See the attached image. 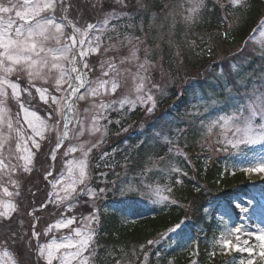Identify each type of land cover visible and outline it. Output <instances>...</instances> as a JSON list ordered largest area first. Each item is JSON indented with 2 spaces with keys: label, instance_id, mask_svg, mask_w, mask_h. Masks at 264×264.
I'll return each instance as SVG.
<instances>
[{
  "label": "snow or ice",
  "instance_id": "snow-or-ice-1",
  "mask_svg": "<svg viewBox=\"0 0 264 264\" xmlns=\"http://www.w3.org/2000/svg\"><path fill=\"white\" fill-rule=\"evenodd\" d=\"M187 2L189 6L187 7V15L184 16V20L185 22H194L202 10L205 9V2L204 0H187ZM229 3L241 13L250 6L248 0H229ZM72 7L73 3L70 0H15V2L13 0H0V73H2L0 75V124L4 123V105L8 96L7 89H10L11 97L19 104L16 122L20 124V116L22 114L23 123L27 125L28 129H31L32 133L31 135H25L22 128L16 129L17 135L23 141V147L21 143L16 145L17 150L22 149L24 153L19 157L23 161V172L33 171L31 167L33 157L42 150L41 141L46 139L44 132L52 131V127L49 126L47 121L41 119L36 111L28 107V104L35 100L29 88L35 87L39 100L44 104L56 105L55 109L49 111L48 116L50 119L55 120L56 124H59L60 121L56 119L57 115L62 114L65 110L68 112L74 111L75 101L73 97H77L81 101L86 98L85 95H78V93L81 88L86 86L85 77L95 69V65L86 58L98 52L108 25L113 21L117 22L112 24V29L115 30L119 21L131 19V13L127 11L129 5L126 0H101V8L105 11L102 25L101 23H87L86 27L81 28L69 16V11ZM12 13H14L15 19L12 17ZM4 16L8 18L4 19ZM240 19L241 16L237 15V23ZM124 27L131 28L133 25L127 24ZM258 28L264 29V19H261ZM68 29H70V33L67 31ZM224 35L227 38V30ZM135 39L138 41L139 37ZM52 40H55V46L50 45ZM112 47L115 46L113 45ZM246 47L247 44L234 54V61H238V57L244 54ZM109 50V48H104L103 51L107 53ZM138 51L139 49L134 46L127 55L122 56L120 59L121 65L130 60L137 63L136 73L132 76L134 85L132 92L120 99H113L109 103L101 101L98 105L100 111L94 113L91 118L90 132H100L101 127H104V134H107V125L101 126L100 121H107V124H112V119L106 114L109 112H134L140 109L144 120L155 118L154 114L158 107L159 97L164 96L167 90L161 88L153 80L151 69L154 68V64L149 59L150 52L146 51L145 58L141 61ZM208 51L210 54L211 49ZM261 55L264 56V50H261ZM107 64L108 71L103 72L106 77L110 73L115 72L116 69L114 63L109 61ZM104 66L105 62L102 61L100 63L101 69ZM18 70L26 71L29 86L22 88L19 82L9 79V75ZM53 70L56 73L55 92L61 93L59 97L49 92L48 88L36 87L32 83L36 80L46 82ZM238 71V62L231 63L228 70L221 67L214 82L223 85L222 91L218 93L213 89H208L205 95L204 92L197 90L193 97L198 100V103L192 104V108L195 111L186 112L184 115L186 117L200 118L214 109H219L217 114L210 116L208 120H199L200 128L203 130L204 135L207 137L216 136L215 142L220 146L215 149L216 151L222 149L231 153L232 150H236L235 154L243 157L245 162L241 165H234V167H238L240 171L249 175L264 176V76H262V82L259 86L253 82L251 88H246L244 92H240V87L245 84V80L243 77L233 80L232 75L233 73L238 75ZM119 76L120 73L116 72L111 81H97V86L91 88L88 94L95 97L100 94L101 89L105 93H117V89L121 87ZM109 84L110 87H108ZM64 85H67V87H63ZM185 91L182 87L177 88L176 92L172 94L175 96L173 104L183 99ZM22 93H27L25 99H21ZM29 97L31 99H28ZM94 107L96 106L94 105ZM201 108H203V111H201ZM84 111L88 112V109L85 108ZM176 122L179 123L180 121ZM115 123L119 125L121 120L117 119ZM139 123L140 133L142 134L144 123L143 121ZM135 124L136 122L133 125L122 128L121 132H129ZM7 127L10 130L13 128L11 118L7 121ZM67 129L68 124L65 123L63 133L56 137L55 147L50 150V158L53 160L57 158L56 154L62 148L63 140L69 137ZM186 130V128H175L173 129L174 135L171 138L168 135L163 136V141L170 145L168 153L175 151L176 156L182 155L180 147L177 146V141ZM83 134L84 126L81 123L76 135L82 136ZM119 134L117 133V135ZM155 136L159 137L160 133L156 132ZM29 141L31 142V147H29ZM104 142L106 141L102 136L100 140L91 144V147H88L87 150H85L84 143H81L78 147H67L63 151L64 156L80 151L83 157L69 161L71 167L68 170L67 178L54 176L51 171L46 173V178L52 177L50 182L53 191L55 192L57 185H60V191H63L64 195L61 196L57 192L53 200V203L57 206L54 210L60 216L54 224H49L43 231L36 230L37 224L31 226V231L28 235V248L36 254V264H39L40 259L44 261V264H53L54 261L57 264H73L74 261L76 264H90L91 257L96 255L95 249L90 247L96 234L92 225L99 224V213L101 211L105 214L109 211L108 208L98 205L97 201L107 200L111 197L114 204L127 206L135 202L131 198L144 197V189H147L149 193H152V196L148 197L149 202L154 205L177 203L175 199H170L169 195L164 194L165 192L171 193L173 191L172 187L157 185L153 188L150 184H144L143 179L138 183L131 180H115L105 183L103 187L93 188L89 183L91 174L89 172L88 158L92 150L98 148ZM143 144L144 140H140L136 147L139 148ZM257 145L262 146L260 150L249 149L247 152L244 151L249 146ZM0 147H3V145L0 144ZM32 149L36 151L34 152ZM108 155L109 153L107 152L103 153L101 159ZM125 159L127 160L128 157H125ZM160 159L163 160L164 157ZM105 166L107 167L108 165ZM19 167V165L11 164L10 161L6 163L5 159L0 158V170L16 172ZM169 170L172 173L181 172V168L174 164L170 166ZM148 171L149 169L145 168L144 174ZM101 175H106V173H101ZM183 175H187V173H183ZM65 179L69 182L65 183ZM11 183L16 185L17 181L11 180ZM175 183L181 184L182 181L177 178ZM78 184L83 185V187L77 191L76 186ZM196 191L199 192L200 188L197 187ZM3 192L6 196L12 195L7 187L3 188ZM50 195L52 194L50 193ZM84 196L89 198L85 203H91L92 207V212L83 217V220L87 221V229L79 227L72 229L73 235L60 238L61 241L66 242H57L54 234L48 242H41V238H47L53 229L68 228L76 221L75 216L65 217L63 215L65 209L71 211L74 207V203L65 202H78L79 198ZM41 207L44 206L41 205ZM235 209H239L240 215L238 217ZM16 211V205L7 203L4 205V210L0 211V217L10 218L11 213ZM115 211H121V209L116 208ZM217 211V229L220 235L213 237L214 246L217 249H222L224 254L246 252L251 256L254 249L250 244V240L254 238L260 242L258 255L264 258V225L244 222L250 219L244 215L249 212V207L233 199L219 204ZM204 212L205 218H207L209 210L204 209ZM184 222V220H181L174 226L168 227L164 232L158 233L156 239L147 241L148 245L164 242H168L170 245L178 244L180 240L178 230L182 228ZM209 222L211 223V221ZM173 236L176 237L175 240ZM11 238L14 241L19 239V233H13ZM7 239L0 240V244H6ZM85 253L88 254L85 255ZM216 254L215 251L210 253L212 256ZM3 255L9 256V252L5 251ZM156 255L159 257L161 253L158 252ZM147 257L148 253H145V259ZM10 264H12L11 261ZM169 264H171V261H169ZM225 264H254V261L251 258L247 261L244 259L237 261L233 258L231 261L225 262Z\"/></svg>",
  "mask_w": 264,
  "mask_h": 264
},
{
  "label": "trees",
  "instance_id": "trees-1",
  "mask_svg": "<svg viewBox=\"0 0 264 264\" xmlns=\"http://www.w3.org/2000/svg\"><path fill=\"white\" fill-rule=\"evenodd\" d=\"M83 1L86 5V8L82 6L85 17H92L101 12L100 6H90L88 0ZM150 1L126 0L131 19L119 21L120 34L130 33L141 37L148 32L146 37L150 60L158 61L162 70L171 72L175 78H179L180 72L188 74L186 69L180 67L182 64L190 69V72L194 71L196 77L194 76L193 79L185 75L186 80L180 82L171 79L166 94L159 97L155 118L143 121L142 134L140 126H134L129 132L111 138L113 140L103 152L109 155L101 159L103 154H100L92 160V177H94L92 181L96 183V188L115 180H131L137 183L141 179L144 183L160 180L156 178L159 176L156 172L144 174L148 156L165 157L164 162H167L170 156L166 155L165 149L159 143H156L154 134L165 128L170 132L168 127L172 124H176L177 128L185 124L187 129L184 133L185 140L191 143L189 147L193 149L191 141L197 133L196 121L190 120V123H186V119L182 121L183 123L180 121V116L185 114L193 103L198 102L193 94L199 90L206 95L208 89L221 92L223 85L214 82L216 75L221 67L228 70L231 63L239 64L238 75L232 74L233 80L243 77L245 85L250 83L249 80L256 72L257 74L259 72L256 56L247 54L246 49L244 54L238 57V61H234L233 57L243 47L258 18L264 14V0H248L250 6L242 13L230 3L221 7L218 0H204L205 9L194 22H185L183 1L178 0V4L172 3L169 6L171 12L168 23L162 18L168 0ZM78 6V3H73L74 14L79 13ZM237 15L241 16L238 23ZM153 22L157 27L162 28L164 33L170 29L173 34L170 38L162 35L158 51L154 46L156 35L152 33V29L149 30ZM127 24H132L133 27H124ZM226 30L227 38L224 35ZM209 49H211L210 54ZM217 53L223 54V58L217 60ZM178 87L186 90L185 95L182 100L173 104L175 96L172 94ZM35 106L36 103H33L34 108ZM49 111H51L50 107H47V112ZM48 113H45V109L42 111L43 116ZM142 119L137 109L125 117L126 122L122 123V126L133 125L134 122H141ZM140 140H144V144L137 148L136 145ZM38 154L41 155L42 150ZM125 157L128 159L126 160ZM176 160H179L181 172L177 177L172 176L169 181L170 187L173 188L170 199H175L176 204L154 205L148 198L144 199L145 196H137L131 198L135 202L127 206L120 205L118 208L121 211H115L117 206L111 207L114 204L111 197L100 202V205L108 208L109 211L106 214L100 212V222L97 225L94 242L96 255L92 257L94 264H169V261L171 264H223L210 255L214 245L213 237L217 236L219 231L216 220L217 206L231 190L244 192L246 188L238 187L237 183H230L226 174H223L225 163L220 157L213 159L207 167L198 158H192L195 165L193 163L190 165L188 160L180 156ZM177 178L181 179V184L175 183ZM197 187L200 188L199 192L196 191ZM255 188L264 192V181ZM144 191L149 195L146 189ZM204 209L209 210L207 218ZM181 220L185 222L178 230L180 234L178 244L170 245L164 242L148 245V240L156 239L158 233L164 232ZM175 238L173 236L174 240ZM21 245L18 256L25 260L23 252L25 249ZM158 252L161 253L159 257L156 255ZM145 253H148L147 259ZM28 263L34 264L33 261Z\"/></svg>",
  "mask_w": 264,
  "mask_h": 264
},
{
  "label": "rangeland",
  "instance_id": "rangeland-1",
  "mask_svg": "<svg viewBox=\"0 0 264 264\" xmlns=\"http://www.w3.org/2000/svg\"><path fill=\"white\" fill-rule=\"evenodd\" d=\"M88 1H89L90 6L91 5L96 6L97 4L96 1H91V0H88ZM98 1H99V4H98V7H99L101 5V0H98ZM146 1L151 2L150 0H146ZM168 1L166 3L167 5L166 11L164 15L162 16V18L165 19V23H168L170 12H171V9H170L171 7L169 6L172 3L178 4L177 3L178 0H168ZM182 1H183L184 10H185V13H184V16H185L187 15L186 10L189 5H188L187 0H182ZM223 1L225 3H229V0H220V2H223ZM13 2H15V0H13ZM70 2L78 3L79 5L77 8L79 13L74 14V17H73L74 22H76L77 26L81 28L86 27L87 22L84 20V17L81 16L82 11L84 10L82 6L86 8V5L84 4L85 2L83 0H70ZM11 15L15 19L14 13H12ZM7 18H8L7 16H4V19H7ZM103 19L104 17H101V18L99 17L98 23H101L102 25ZM261 19H264V17H261ZM261 19L260 17L258 18L256 22L257 25H256L255 30L252 31L250 39L246 40L244 45L247 44V47H246L247 54H250L252 56L255 55L256 57H261L262 58L261 60H264V56L261 55V50H264V34H262L264 33V29L258 28V25ZM113 22L117 23L115 21ZM113 22H111L108 25L107 31L105 35L102 37L101 46L98 52L86 58L90 60L92 64L95 65V69L93 72L89 73V80L87 76L85 77V80L87 81L86 86L84 88H81V90H79V93H78V95H85L86 97L85 100L81 101L77 97L73 99L75 101V109L74 111L70 113V116H69L70 125L68 126V129H67L69 132V137L65 138L66 141L62 144V148L57 151V154H56L57 158L55 160L50 158L51 152H50V155H48V151H49V148L51 150V148L55 147L56 131L58 135L62 134L61 132V128L63 125L62 115L65 111L62 114H59L56 116V119L60 121L59 124H56L55 120L50 119L48 114L45 115V118L41 117L38 113L42 114V111L44 109H45V113H48L47 107L49 106V104H44L42 101L39 100V95L36 94L35 87L29 88V90L32 92L33 96L35 97V100L33 102L36 103V106L35 108L31 109L30 106L32 105L30 104L29 106L28 104V107L31 110L36 111L37 114L41 117V119L46 120L49 126L52 127V131L44 132L46 139L45 141H41L42 145H44L42 148V154L40 155L38 154L39 153L38 152L33 157V164L31 165V167L33 168V171L31 172H23V169H22L23 161H21L19 157L23 155L24 153L22 152V149L17 150V147H16L17 143H21L23 147V141L21 137L17 135L16 129L22 128L25 135H31L32 134L31 129H28L27 125L23 123L22 114L20 116V120H21L20 124L16 122L17 113L19 112V104L16 102L14 98L11 97V90L7 89L8 96L6 98V103L4 105V108H5L4 123L0 124V144L3 145V147H0V158L5 159L6 163L10 161L11 164L19 165L20 167L17 169L16 172H11L10 170H0V211L4 210V205L7 203H12L16 205V208H17L16 212L11 213L10 218L0 217V240L4 238H8L6 244H0V264H10V261L12 262V264H17L15 260H17L20 263L21 260H18L20 259L18 256L19 254L18 250H19L20 244H22L21 246H23V248L25 249L23 251L25 254V260H23L24 263L29 264L28 262L33 261V263L36 264L37 257L35 258V253L30 251L28 248V243H29L28 235L30 234L31 226L34 224H37L38 227L36 230L43 231L44 229L48 227L49 224H54L56 219H59L60 216L58 215L57 211L54 210L56 209L57 206L55 203H53V200L55 199L57 192L61 196L64 195L63 191H60V185H57V189L55 192L53 191L52 184L50 182L52 177L46 178V173L48 171H51L54 176L67 178L68 170L71 167V165L69 164V161L78 160L83 157L80 151H77L76 153H69L67 156L63 155V151L69 146L78 147L81 143L85 144V150H87L88 147H91V144L95 143L97 140H100L102 136L104 137V140L106 141L107 134L106 135L104 134L105 133L104 127H101L100 132H90V128L92 125L91 118L93 114L100 111L98 105L101 103V101H103L104 103H109L113 99H120L124 95L132 92V89L134 87L132 76L136 73L137 63L135 61L130 60V61H126L123 65H121L120 59L122 56L127 55L129 51L135 46L139 49L138 55L142 61L145 58V52L149 51L148 44H147V37H146L147 34L149 33L146 32L144 36L139 37V40L137 41L135 39L137 37L135 34L133 35L130 33H126V34L121 35L119 25L115 30H113L112 29ZM151 29H152V33L156 35L154 46H155V49L158 51L159 44H160L159 42L163 38L162 35L164 34L166 38H170L171 36H173V34L170 32V29L166 33H164L163 32L164 30L162 28L157 27L155 22H153L150 25L149 30ZM50 45L55 46V40H52L50 42ZM113 45L115 47H112ZM104 48H109L110 50L107 53H104L103 51ZM223 56H224L223 54L217 53L216 59L217 60L222 59ZM102 61L105 62V66L103 69H101L100 67V63ZM109 61L116 65V69H115V72L110 73V75L106 77L103 75V72L108 71L107 62ZM151 62L154 64V68L151 69V75L153 77L154 82L158 83L161 86V88L166 89L167 86L170 84L171 79L174 82L175 81L180 82V81L186 80L185 75H189L193 79H194V76L196 77V73L194 71L190 72L189 71L190 69H187L183 64L180 65V67L182 66L184 69H186V71H188L187 72L188 74H185L184 72L183 73L180 72L179 78H175L172 76L171 72L162 70V67L158 61L151 60ZM257 66H258L259 72L258 74L257 72L255 73L254 76L256 79H252V82L256 83V81H258L256 85L259 86L262 82L261 78L262 76H264V63L260 61L257 64ZM116 72L120 73L119 81L121 84V87L117 89V93L115 94L110 93V92L105 93L103 89H101L100 94L95 97H92L91 95L88 94L91 88L97 86V81H102V80L111 81L113 76H115ZM0 75H2V73H0ZM55 77H56V73L53 70V72L49 75L46 82L43 80H36V81H33L32 83H34L36 87L48 88L49 92L59 97L61 93L55 92V87H56ZM9 79L13 80L14 82H19L22 88L29 86L27 73L24 70H18V71L13 72L12 74L9 75ZM63 87L66 88L67 85H64ZM108 87H110V84L108 85ZM251 87L252 85H249L248 88H251ZM244 91L245 90H243L242 92ZM25 97H27V93H22L21 99H25ZM28 99H31V98L29 97ZM94 105L96 107H94ZM13 106H15L14 109H13ZM52 107L53 109H55L56 105H53ZM85 108L88 109V112L84 111ZM190 111H195V109L192 108V110H189L187 112H190ZM201 111H203V108H201ZM110 113L111 112L106 113V114L110 115ZM118 117L121 119L124 117V114L119 113ZM9 118H11L12 124H13V128L11 130L7 127V121ZM141 118H143L142 112H141ZM184 119H186L187 121L186 123H190V120L192 121L194 120V122L197 120V118L186 117L184 114H182L180 116V121L182 122L184 121ZM208 119L209 117L206 118V120ZM141 121H144V118ZM81 123H83V126H84V134L82 136H77L76 133L79 131ZM105 124H106V121H100L101 126ZM195 125L197 129L196 136L194 137V138H197V147L195 145V148H197L196 150L199 154L193 155L191 150H189L191 151L190 153H186V151L184 150V147L190 146L191 143H188L187 140H185V137H186L185 134H183L179 138V140L177 141V146L180 147L182 151V155L187 156L188 158L189 156H192V157H195L196 159L199 157L198 159H200V161L205 163V166H207L208 164H210L211 160L213 159L211 158V156L207 154V152H205V150L210 149V143L211 144L216 143L215 142L216 136L213 135L211 137H207L206 135H204L203 130L200 128L199 122H196ZM138 126H140L139 122L135 124V127H138ZM175 128H177L176 124H172V126L168 127V129L172 131ZM180 128H184V126L182 125V127ZM118 133L120 134L117 135L116 137L120 136L121 134L125 132L120 131ZM159 133H160L159 137H156L154 135V140L156 141V143H159L168 153V147L170 145H168L167 142L163 141V136L168 135L171 138L174 135V133L171 132L172 134L170 135L169 130H167L166 128L159 131ZM109 138H110L109 141L107 139L106 142L100 145H105V147L109 145L110 141L113 140L111 139L112 137H109ZM179 143L181 144L179 145ZM28 144H29V147H31L30 141L28 142ZM200 146L201 147L209 146V148H206L205 150H203L202 148L200 149ZM261 147L262 146L260 145L249 146L248 148L244 149V151L247 152L249 151V149L260 150ZM44 149L45 151L43 152ZM97 150L98 148L93 149L92 152L89 154V158H88L89 159V172H90L91 161L94 156V151H97ZM32 151L35 152L36 150L32 149ZM235 151L236 150H232V153L228 152V156H227L228 159H230V154H231L235 162L237 161L236 163L237 165L243 164L245 162L243 160V157L236 155ZM167 155H170L167 158L168 160L167 162L163 161L165 157L163 160L160 159L161 157H153V155L147 157L145 168L151 170L152 172L158 173L159 176L158 177L156 176V178H161L162 176V178L164 179V181H161V179L156 182L154 181L152 185L153 188L156 187L157 185L168 186V182L172 178V176L177 177L178 175V173L170 172L169 169H170V166L173 164L179 167V164H178L179 160H176V158L179 159V156L175 155V151H173V153H168ZM214 156H216V154H214L213 157ZM232 170L234 174L231 173L232 175H230V177L239 178L238 181H244V180L256 181V180H260L264 178V176H261V175L246 174L240 171L238 167H235V168L233 167ZM11 180L17 181V184L16 185L12 184ZM68 182L69 181L65 179V183H68ZM230 183L232 184L233 182H230ZM5 187L8 188V191L12 193V195L6 196L4 194L3 188ZM76 187L78 191L81 187H83V185L78 184ZM50 193L52 195H50ZM164 194L167 195L168 193L165 192ZM150 195L152 196L151 193ZM233 199L236 200L237 202H242L245 206L249 207V212L244 215L250 219L245 220L244 221L245 223L264 225V206L261 203L262 199L264 202V198H262L261 195L251 192L248 196H244L242 194L235 195L232 198L228 199V201L233 200ZM87 200H89L87 196L79 198L78 202H74V207L71 211H68L67 209L64 210L63 215L65 217L70 216V215L76 217V221L72 225L64 229H59V230L53 229L52 232L49 233V236L47 238H43V237L41 238V242L43 243L48 242L52 238L53 234L55 235L57 242H66V241H61L60 238L62 236L73 235L72 229L79 227V228H83L86 230L87 221L83 220V217L92 212L91 203H87V204L85 203V201ZM249 201H251V203H249ZM69 202L71 201H67L65 203H69ZM96 203L99 205L100 201H97ZM41 205H43L44 207H41ZM116 206H117L116 204H113L111 207L114 208ZM29 213H31V215H29ZM235 213H236V216L238 217L240 215L239 209H235ZM94 226L95 224L92 225L93 228ZM13 233H19V239L14 241L11 238ZM33 243H35V241H33ZM259 243H260L259 241H256L254 238H252L250 240V244L253 246V249H254L252 255L249 256V254L246 252L237 253L239 254V258L238 259L235 258V259L237 261L240 259H244L245 261H247L248 259L251 258L253 259L254 264H264V258H261L258 255L260 251ZM90 247L93 248V241ZM5 251L9 252V256L3 255ZM216 253H217L216 255H218L220 258L226 259L228 257H232L234 253L236 252H232L230 254H224L222 249H217ZM87 254L88 253H85V255ZM40 263L44 264V261L40 259ZM53 264H57V262L54 261ZM73 264H76V262L74 261Z\"/></svg>",
  "mask_w": 264,
  "mask_h": 264
},
{
  "label": "bare ground",
  "instance_id": "bare-ground-1",
  "mask_svg": "<svg viewBox=\"0 0 264 264\" xmlns=\"http://www.w3.org/2000/svg\"><path fill=\"white\" fill-rule=\"evenodd\" d=\"M257 58V64L260 62V61H262L263 63H264V60H261L262 58L261 57H256ZM259 58V59H258ZM15 108V106H13V109ZM106 125V124H105ZM107 126H108V124H107ZM44 146V145H43ZM49 151H50V149H49ZM190 215V214H189ZM21 260V263L22 264H25L24 263V261L22 260V259H20Z\"/></svg>",
  "mask_w": 264,
  "mask_h": 264
}]
</instances>
